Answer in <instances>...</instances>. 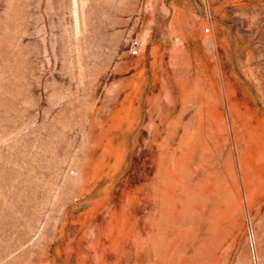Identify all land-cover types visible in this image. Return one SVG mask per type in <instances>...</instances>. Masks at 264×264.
Wrapping results in <instances>:
<instances>
[{
	"label": "rangeland",
	"instance_id": "374dc122",
	"mask_svg": "<svg viewBox=\"0 0 264 264\" xmlns=\"http://www.w3.org/2000/svg\"><path fill=\"white\" fill-rule=\"evenodd\" d=\"M0 264H264V0H0Z\"/></svg>",
	"mask_w": 264,
	"mask_h": 264
},
{
	"label": "built area",
	"instance_id": "2783aa9c",
	"mask_svg": "<svg viewBox=\"0 0 264 264\" xmlns=\"http://www.w3.org/2000/svg\"><path fill=\"white\" fill-rule=\"evenodd\" d=\"M130 53L131 55L137 57L141 53V43L138 40H134L131 42L130 46Z\"/></svg>",
	"mask_w": 264,
	"mask_h": 264
}]
</instances>
